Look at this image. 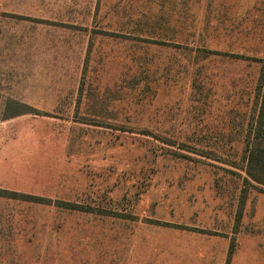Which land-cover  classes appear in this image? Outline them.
<instances>
[{
	"label": "rangeland",
	"instance_id": "rangeland-1",
	"mask_svg": "<svg viewBox=\"0 0 264 264\" xmlns=\"http://www.w3.org/2000/svg\"><path fill=\"white\" fill-rule=\"evenodd\" d=\"M263 60L264 0H0V264H264Z\"/></svg>",
	"mask_w": 264,
	"mask_h": 264
},
{
	"label": "trees",
	"instance_id": "trees-1",
	"mask_svg": "<svg viewBox=\"0 0 264 264\" xmlns=\"http://www.w3.org/2000/svg\"><path fill=\"white\" fill-rule=\"evenodd\" d=\"M264 63V60H263ZM264 67V66H263ZM17 104L24 107V104L14 100H8V103ZM26 111L6 113L3 119H9L14 116L25 114ZM257 127L253 130L251 137L245 144L246 153V174L258 185L264 186V82L260 94V110L257 119Z\"/></svg>",
	"mask_w": 264,
	"mask_h": 264
}]
</instances>
